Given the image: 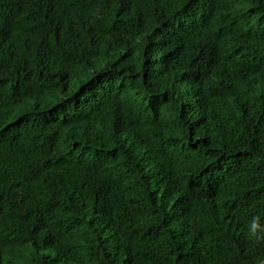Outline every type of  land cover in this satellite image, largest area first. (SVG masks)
I'll return each mask as SVG.
<instances>
[{"label":"trees","instance_id":"16d2710c","mask_svg":"<svg viewBox=\"0 0 264 264\" xmlns=\"http://www.w3.org/2000/svg\"><path fill=\"white\" fill-rule=\"evenodd\" d=\"M0 264H264V0H0Z\"/></svg>","mask_w":264,"mask_h":264},{"label":"clouds","instance_id":"9594fccd","mask_svg":"<svg viewBox=\"0 0 264 264\" xmlns=\"http://www.w3.org/2000/svg\"><path fill=\"white\" fill-rule=\"evenodd\" d=\"M17 116V115H16ZM15 117V116H14Z\"/></svg>","mask_w":264,"mask_h":264}]
</instances>
